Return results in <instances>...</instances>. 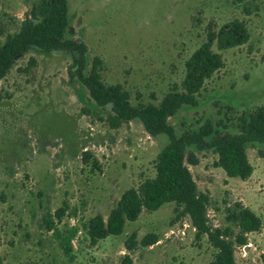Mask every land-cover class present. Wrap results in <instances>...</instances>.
I'll return each mask as SVG.
<instances>
[{
  "label": "rangeland",
  "instance_id": "obj_1",
  "mask_svg": "<svg viewBox=\"0 0 264 264\" xmlns=\"http://www.w3.org/2000/svg\"><path fill=\"white\" fill-rule=\"evenodd\" d=\"M41 0H0V44L18 31ZM66 37L88 46L89 64L103 62L102 79L120 84L134 105L160 104L181 90L185 63L210 27L244 21L247 43L214 50L224 66L205 82L196 106H184L170 123L178 134L211 122L237 132V117L264 105V0H68ZM71 55L29 50L0 81V255L3 264H209L216 250L197 239L188 215L167 203L143 209L124 232L93 242L86 224L105 221L123 193L156 174L166 135L149 134L138 120L118 128L80 82L71 80ZM254 166L246 180L228 177L212 150L196 151L189 165L199 189L211 198L213 228L229 225L227 208L240 203L262 220L236 248L237 264H264V159L249 145ZM88 154V155H87ZM65 209L61 220L56 211ZM48 220L55 224L48 227ZM236 233L238 227H234ZM136 234L137 247L127 240ZM148 234L152 245L140 242ZM66 238L70 251L66 250Z\"/></svg>",
  "mask_w": 264,
  "mask_h": 264
},
{
  "label": "trees",
  "instance_id": "obj_2",
  "mask_svg": "<svg viewBox=\"0 0 264 264\" xmlns=\"http://www.w3.org/2000/svg\"><path fill=\"white\" fill-rule=\"evenodd\" d=\"M68 30V0H41L21 22L18 31L9 34L0 44V81L29 50L65 51L72 59L68 70L70 79L85 86L97 105L110 108L107 120L112 128L138 120L149 134L168 137L157 156L155 176L144 179L137 188L126 190L107 221L100 215L88 221L86 230L91 240L96 242L109 235L122 234L127 221H136L143 209L156 211L167 203H175L176 211L190 217L197 239L207 237L216 250L209 264H237L236 248L248 244L247 233L259 231L262 220L250 208L236 203L227 208L229 225L213 228L208 217L211 198L199 189L189 165L198 164L196 151L212 150L218 155L217 166L228 177L250 178L254 166L247 153L249 145L264 159V105L238 116L235 133L219 131L211 122H206L198 129L178 134L169 119L184 106L197 105L205 82L224 66V59L214 50V45L225 50L247 43L250 39L247 24L233 19L219 29L210 27L206 40L185 63L182 89L171 90L158 105H134L122 85L106 84L102 79V60L95 57L90 65L88 46L79 39L66 37ZM64 213L65 209L60 208L56 217L61 220ZM48 227H55L52 220H48ZM234 227L240 229L238 233ZM158 240L156 235L148 234L140 243L149 246ZM126 243L129 251L134 250L138 245L136 234ZM66 246L70 251L68 238ZM0 264H3L1 255ZM123 264H132L129 254L124 256Z\"/></svg>",
  "mask_w": 264,
  "mask_h": 264
}]
</instances>
